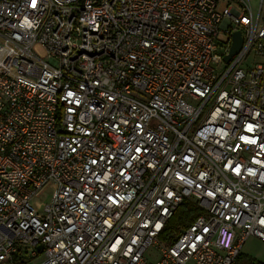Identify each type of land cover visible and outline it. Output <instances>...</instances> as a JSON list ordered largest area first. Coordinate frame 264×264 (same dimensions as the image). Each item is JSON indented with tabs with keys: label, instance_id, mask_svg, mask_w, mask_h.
<instances>
[{
	"label": "built area",
	"instance_id": "1",
	"mask_svg": "<svg viewBox=\"0 0 264 264\" xmlns=\"http://www.w3.org/2000/svg\"><path fill=\"white\" fill-rule=\"evenodd\" d=\"M253 1L0 0V264H235L264 243ZM185 200L201 212L160 241Z\"/></svg>",
	"mask_w": 264,
	"mask_h": 264
},
{
	"label": "rangeland",
	"instance_id": "2",
	"mask_svg": "<svg viewBox=\"0 0 264 264\" xmlns=\"http://www.w3.org/2000/svg\"><path fill=\"white\" fill-rule=\"evenodd\" d=\"M259 4V0H254L253 1V7L257 8ZM223 7L225 6V4L223 3L222 5ZM220 41H225L226 38L221 35L219 37ZM37 53L44 59H46V53L42 50V48L40 46H38L36 48ZM257 62H260V59H254L251 58L247 63H245L244 68L247 69V66H251L253 67L254 64H256ZM223 67L220 68V71H222ZM53 185L50 184L47 187H45L43 190H41L32 200V207L35 211H37V213L39 214H44L45 213V208L47 205H49L52 201V196H53ZM191 202H194L193 200ZM195 203V202H194ZM181 215L177 216L175 218V220L173 221V223L171 224V226L173 228L176 229V231L178 232V235H172L174 236L172 238V240L169 237H165L166 240L168 242L175 240L179 234L184 231L188 226H185L184 224H181ZM160 241L165 242L163 239L160 238ZM243 251L247 252V253H254L259 255V257L264 261V245L261 244L258 240H250L246 243V245L243 248ZM148 259L150 261V263L155 264L157 262V260L159 259V254L157 252L156 249L152 248L149 253L147 254ZM43 260V257H39L38 259H35L33 261H31L29 264H38L39 262H41Z\"/></svg>",
	"mask_w": 264,
	"mask_h": 264
},
{
	"label": "trees",
	"instance_id": "3",
	"mask_svg": "<svg viewBox=\"0 0 264 264\" xmlns=\"http://www.w3.org/2000/svg\"><path fill=\"white\" fill-rule=\"evenodd\" d=\"M201 212V209L194 203L191 202V200H185L180 207L177 209V211L174 213L172 218L170 219L164 234H163V240L166 241L165 237H169L171 240L174 236L172 235H178V232L176 231L175 228L171 226L175 218L179 215H181V224H184L185 226H188L193 223L195 220L196 216ZM174 239V238H173ZM247 260L248 264H262L255 259L249 258L244 255H240L237 259V261H243ZM237 264V263H236Z\"/></svg>",
	"mask_w": 264,
	"mask_h": 264
},
{
	"label": "water",
	"instance_id": "4",
	"mask_svg": "<svg viewBox=\"0 0 264 264\" xmlns=\"http://www.w3.org/2000/svg\"><path fill=\"white\" fill-rule=\"evenodd\" d=\"M242 45H243V41H242L241 33L237 32L234 35V44L231 49V53L225 58L226 62H229L233 58V56H235L240 51Z\"/></svg>",
	"mask_w": 264,
	"mask_h": 264
},
{
	"label": "crops",
	"instance_id": "5",
	"mask_svg": "<svg viewBox=\"0 0 264 264\" xmlns=\"http://www.w3.org/2000/svg\"><path fill=\"white\" fill-rule=\"evenodd\" d=\"M253 239H254V240H257V239H255V238H251V239H249V241H250V240H253ZM258 241H259V240H258ZM259 242H260V241H259ZM260 243L264 245V243H262V242H260ZM241 255H244V256H247V257H249V258L255 259L256 261H258V262L264 264V261L259 257V255L254 254V253H252V252L247 253V252H245V251H242ZM30 262H31V261H30ZM30 262H28V263H26V264H29ZM236 263H237V264H248L247 260L237 261ZM236 263H235V264H236Z\"/></svg>",
	"mask_w": 264,
	"mask_h": 264
},
{
	"label": "snow or ice",
	"instance_id": "6",
	"mask_svg": "<svg viewBox=\"0 0 264 264\" xmlns=\"http://www.w3.org/2000/svg\"><path fill=\"white\" fill-rule=\"evenodd\" d=\"M35 2V0H33V3Z\"/></svg>",
	"mask_w": 264,
	"mask_h": 264
}]
</instances>
